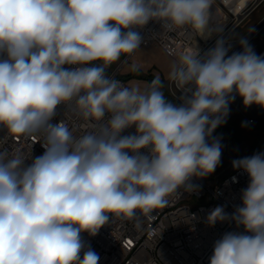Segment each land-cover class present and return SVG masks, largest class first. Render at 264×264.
Returning a JSON list of instances; mask_svg holds the SVG:
<instances>
[{"label": "clouds", "instance_id": "1", "mask_svg": "<svg viewBox=\"0 0 264 264\" xmlns=\"http://www.w3.org/2000/svg\"><path fill=\"white\" fill-rule=\"evenodd\" d=\"M211 4L0 0V127L44 148L35 157L0 150V264H99L83 233L163 207L178 189L196 193L192 178L215 172L222 145L212 134L236 96L264 109V55L245 39L228 55L222 36L203 54H179L167 77L180 89L175 103L159 75L140 88L106 72L140 49L136 29L150 21L211 38ZM61 106L90 130L57 121ZM232 166L248 184L231 213L217 206L206 218L236 226L213 242L209 264H264V152Z\"/></svg>", "mask_w": 264, "mask_h": 264}, {"label": "built area", "instance_id": "2", "mask_svg": "<svg viewBox=\"0 0 264 264\" xmlns=\"http://www.w3.org/2000/svg\"><path fill=\"white\" fill-rule=\"evenodd\" d=\"M263 2L212 0V5L221 10L223 18L219 20L216 34L206 40L188 26L168 31L161 29L160 23L150 21L143 29H136L142 36L140 48L157 46L169 57L177 58L181 53L195 55L199 51L203 54L215 46L218 36H222L227 41L225 46L231 45L230 51L235 49V52H239L242 49L240 40L249 42L258 32L246 36L251 29L239 38H233V35ZM262 23L264 18L255 27L258 28ZM237 42L239 45L235 46ZM132 54L108 74L128 87L131 86L120 71ZM169 91L173 99L178 101L180 89L170 81ZM56 120L64 122L77 135L90 130L87 126L90 122L83 121L70 107L61 106ZM248 122L254 123L252 119ZM128 131L134 132V129ZM41 142L38 136H13L0 127V150L19 149L26 157H35L44 152ZM192 183L200 185L198 192L178 189L167 198L165 206L151 209L147 214L138 211L131 219L113 217L97 235L83 233V241L99 255V264H209L213 242L224 232L236 230V226L227 222L209 226L206 218L217 206H224L225 211L231 213L240 204V192L247 187L248 176L242 170L233 169L213 185L196 177L192 178ZM239 230L243 231L242 228Z\"/></svg>", "mask_w": 264, "mask_h": 264}, {"label": "rangeland", "instance_id": "3", "mask_svg": "<svg viewBox=\"0 0 264 264\" xmlns=\"http://www.w3.org/2000/svg\"><path fill=\"white\" fill-rule=\"evenodd\" d=\"M220 12L221 11L218 9L217 13ZM221 16L223 17L222 13ZM262 18H264V2L242 23L238 31L233 35V38H239L238 35L243 36L247 34L255 27L258 20ZM216 28L217 26L213 27V29L210 28L212 30V35H215L219 29V27ZM214 29H216L215 32ZM254 37L255 38H253L252 42L249 44H259L260 37V42L262 43L264 39V29H259ZM124 58L125 56H122L119 61L112 64L106 70L107 74L113 72ZM164 83L163 90H165L164 93L167 95L166 98H169V100H172L174 103L178 102L173 99L170 94L169 81H165ZM229 107L230 113L226 123L215 129L212 134L213 137L219 138L222 145V154L221 163L216 168L215 172L202 178L210 185L215 184L222 175H226L234 169L232 166L233 160L252 156L255 153L261 152L264 147V109L256 105L245 107L243 100L239 96H236ZM250 119H252L254 123L250 124L248 122Z\"/></svg>", "mask_w": 264, "mask_h": 264}, {"label": "crops", "instance_id": "4", "mask_svg": "<svg viewBox=\"0 0 264 264\" xmlns=\"http://www.w3.org/2000/svg\"><path fill=\"white\" fill-rule=\"evenodd\" d=\"M217 11H218L217 7L211 4L209 28L213 29V27H216L219 23V20L223 18L221 16V12L217 13ZM218 27L219 26H217V28ZM216 29H214V32L216 31ZM238 37L240 36L238 35ZM202 38L206 40L205 36L203 35ZM252 40L249 41L248 43L252 42ZM251 46L253 50L256 52V54L259 55L264 47V39L262 43L259 40V44L257 45L252 44ZM240 51H242V49ZM126 57L127 56H125V58ZM177 59L178 57L177 58L169 57L163 52L161 48L157 46L140 48L137 51H135L131 56L128 57V60L121 68L120 74L123 78H125V81L129 86L144 88L151 81L150 79H154L156 75H159L161 77V80L164 82L169 81L167 79L168 73L171 70V66L177 61ZM133 65L136 66L138 71L133 72L131 70Z\"/></svg>", "mask_w": 264, "mask_h": 264}, {"label": "bare ground", "instance_id": "5", "mask_svg": "<svg viewBox=\"0 0 264 264\" xmlns=\"http://www.w3.org/2000/svg\"><path fill=\"white\" fill-rule=\"evenodd\" d=\"M217 7V6H216ZM218 8V7H217ZM219 9V8H218ZM220 10V9H219ZM221 11V10H220ZM259 29H264V23H262L261 24V26H258V28L253 32V34H255V33H257L258 31H259ZM263 34V33H262ZM237 45H239V42H237L236 43V45L235 46H237ZM264 51V48H263V50L261 51V52H263ZM263 55H264V53H263Z\"/></svg>", "mask_w": 264, "mask_h": 264}, {"label": "water", "instance_id": "6", "mask_svg": "<svg viewBox=\"0 0 264 264\" xmlns=\"http://www.w3.org/2000/svg\"><path fill=\"white\" fill-rule=\"evenodd\" d=\"M257 26H258V25H257ZM256 28H257V27H254V28L252 29V31H250V33H248L246 36L251 35V34L256 30ZM263 48H264V47H263ZM233 52H235V49L229 51V52H228V55H231Z\"/></svg>", "mask_w": 264, "mask_h": 264}, {"label": "trees", "instance_id": "7", "mask_svg": "<svg viewBox=\"0 0 264 264\" xmlns=\"http://www.w3.org/2000/svg\"><path fill=\"white\" fill-rule=\"evenodd\" d=\"M138 76H139V75H138ZM124 79H125V78H124ZM150 80H152V79H150ZM163 82H164V81H163ZM164 84H165V83H164ZM163 91L165 92V90H163ZM165 96H167L166 93H165ZM168 99H169V98H168ZM171 101H172V100H171ZM263 149H264V147H263ZM263 149H262V151H263ZM262 151H261V152H262ZM224 177H225V175H222V176L219 178V180L223 179Z\"/></svg>", "mask_w": 264, "mask_h": 264}]
</instances>
